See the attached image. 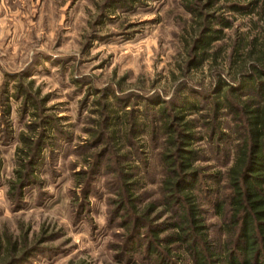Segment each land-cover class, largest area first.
I'll list each match as a JSON object with an SVG mask.
<instances>
[{"label": "rangeland", "instance_id": "rangeland-1", "mask_svg": "<svg viewBox=\"0 0 264 264\" xmlns=\"http://www.w3.org/2000/svg\"><path fill=\"white\" fill-rule=\"evenodd\" d=\"M253 16H234L238 33H246ZM191 25L181 0H0V114L9 108L6 122L13 138L0 142V264L8 259L13 264L118 263L120 245L134 235L127 229L136 226V210L123 198L118 173L140 168L134 192L141 196L139 210L158 201L162 138L128 141L120 124L121 139L115 143L100 127L112 115L146 121L141 116L146 101L156 95L168 101L181 83L199 90L209 86L207 66L181 69ZM237 68L227 66L225 74ZM46 118L54 119L61 134H49L54 146L44 150L36 182L22 190L20 202H12L8 191L16 178L17 138L30 135L32 125L42 133ZM5 128L2 124L0 131ZM201 147L208 161L197 166L206 174L224 172L227 145ZM202 185L205 193L214 189ZM214 198L208 194L205 201ZM201 205L208 211L209 235L224 240L223 221L211 206ZM162 210L151 215L153 225L171 222L170 214L156 220Z\"/></svg>", "mask_w": 264, "mask_h": 264}, {"label": "trees", "instance_id": "trees-1", "mask_svg": "<svg viewBox=\"0 0 264 264\" xmlns=\"http://www.w3.org/2000/svg\"><path fill=\"white\" fill-rule=\"evenodd\" d=\"M181 6L192 22L184 47L187 60L181 69L201 71L207 66L211 73L209 86L199 90L181 83L168 101L157 95L146 101L141 112L146 121L130 123L112 115L100 127L115 143L121 139L120 124L124 126L125 140L143 135L162 138L159 159L163 177L158 201L139 210L136 204L141 196L134 192L140 186L141 179L135 178L140 168L118 173L125 189L123 198L136 210V226L127 229L124 223L123 227L133 230L134 235L127 236L126 243L120 245L123 254L116 261L264 264V0H181ZM252 13L250 28L238 33L234 16ZM236 65V73L225 74L224 68ZM16 89L21 91L20 86ZM0 116V127L5 124L7 128L0 131L5 136L0 142H7L13 139L11 125L6 122L9 108ZM54 124V119L46 118L42 133H35L37 127L32 125L28 127L30 135L18 136L16 178L8 191L12 202H20L22 190L36 182L44 152L54 146L55 137L49 134H61ZM204 143L227 145L229 165L224 172L206 174L197 166L208 161L201 147ZM129 157L130 152L122 156L125 160ZM203 181L214 189L205 193ZM208 194L215 196L211 203L205 201ZM202 202L223 221L224 240L209 235L212 227ZM122 206L125 209V204ZM161 207L156 220L161 214H170L172 220L153 225L151 215ZM143 229L145 234L140 233ZM8 260L2 264H13Z\"/></svg>", "mask_w": 264, "mask_h": 264}]
</instances>
